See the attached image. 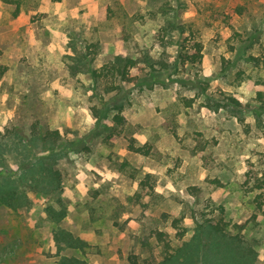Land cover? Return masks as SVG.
Segmentation results:
<instances>
[{
	"label": "rangeland",
	"instance_id": "374dc122",
	"mask_svg": "<svg viewBox=\"0 0 264 264\" xmlns=\"http://www.w3.org/2000/svg\"><path fill=\"white\" fill-rule=\"evenodd\" d=\"M117 57L129 79L92 77ZM0 64V177L63 152L53 193L20 183L0 205V264H226L205 260L211 222L264 264V0H0Z\"/></svg>",
	"mask_w": 264,
	"mask_h": 264
},
{
	"label": "trees",
	"instance_id": "16d2710c",
	"mask_svg": "<svg viewBox=\"0 0 264 264\" xmlns=\"http://www.w3.org/2000/svg\"><path fill=\"white\" fill-rule=\"evenodd\" d=\"M10 1V0H5ZM200 45L196 44L194 51L189 54L187 52H181L180 58L182 63L188 62V63H195L199 61L200 59ZM87 56L86 54L81 57L79 60L80 62L83 61V58ZM145 61L148 63V67L151 71H149V75H153L154 72L161 70L162 68H166V65L158 62L153 61L152 58H149L147 56L144 57ZM137 64V60L132 58H122L117 57L114 63L109 67L108 65H105L99 69H90L91 75L93 78L98 79L99 77L103 76L104 72H111L115 71L116 75H119L122 80L129 79L128 73L131 68H133ZM160 65V69L156 68L155 65ZM6 67L0 64V78L4 75L6 72ZM80 70L74 67L72 68L73 75L77 74ZM144 79L140 80L138 83L143 84ZM192 101V100H190ZM233 102L237 103L235 100H232ZM191 105V102H190ZM116 108L120 109V106H115ZM113 121L116 126L122 124L124 122L123 116H121L120 112H118L114 117ZM57 132H47V134H42V137L40 140L45 141L46 144L53 145L54 142L57 139ZM58 140V139H57ZM27 146V145H26ZM7 144L6 143H0V154H3L6 150ZM9 147V146H8ZM16 149V148H15ZM129 149L135 153H141L143 150L142 148H138L134 145V143L131 141L129 144ZM32 153H30L28 158L25 160L30 162V165L27 166V164L24 165V168L21 172V175L18 178H12V177H0V205L3 204L7 207L12 208H18L21 206L22 203V197L23 194L20 192L19 184L25 183L29 184V186L33 187L36 191L42 192L43 194H51L53 191L56 190L58 187V184H60V178L59 173L55 169V159L57 157H61L63 155L62 150L59 152L52 151L51 153L47 154L46 156H35L32 157ZM33 159V160H31ZM48 212L50 215L54 218L61 219L64 217L63 212H56L53 210V208H49ZM208 231L203 232L202 236L205 235L207 240V252H205V260L210 262V260L216 259V256L220 254V251L227 252L228 260L226 261V264H246L248 261V257L242 253L240 250V246L237 243H229L227 245H222V240L219 239L225 238V234L222 232V228L220 227V224L218 222L209 223L207 226ZM229 241H235V237L227 238ZM55 240L58 243V247L60 249L65 248H75L79 249L82 252H84L86 243L79 237H75L72 233L69 231H66L64 229H58V231L55 234ZM239 246V248H238ZM183 253L186 258H191V253H189L187 250H183ZM190 256V257H189ZM219 259V258H217ZM168 261V260H167ZM58 264H88L85 260H81L75 257H67L62 256L59 260ZM132 264H137L136 260H133Z\"/></svg>",
	"mask_w": 264,
	"mask_h": 264
}]
</instances>
